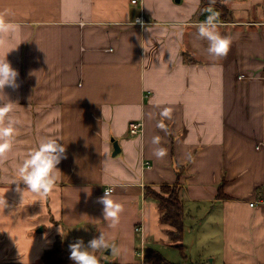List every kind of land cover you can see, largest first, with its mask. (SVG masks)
<instances>
[{"label": "crops", "instance_id": "obj_1", "mask_svg": "<svg viewBox=\"0 0 264 264\" xmlns=\"http://www.w3.org/2000/svg\"><path fill=\"white\" fill-rule=\"evenodd\" d=\"M217 1L232 14L217 21L231 40L225 57L198 36L213 8L202 0H0L19 25L0 48L4 57L17 46L6 59L19 73V87L4 89L19 123L0 162V264H44L57 238L69 250L101 232L116 252L97 253L100 264L137 263V223L146 247L169 242L144 189L175 183L182 242L205 245L208 264H264V0ZM136 120L140 135L129 132ZM45 136L66 147L56 188L21 197L17 165ZM107 186L123 206L114 227L96 202Z\"/></svg>", "mask_w": 264, "mask_h": 264}, {"label": "clouds", "instance_id": "obj_2", "mask_svg": "<svg viewBox=\"0 0 264 264\" xmlns=\"http://www.w3.org/2000/svg\"><path fill=\"white\" fill-rule=\"evenodd\" d=\"M215 3V0H210V4ZM211 13L206 20L197 25L198 36L201 39L208 41L207 52L215 57H225L230 50L231 40L228 37L222 36L218 32L217 21L219 13L213 12L212 8L207 9ZM4 13H0V48L9 42L8 37L14 35L19 30V25L12 24L4 19ZM135 23H143L136 20ZM17 48H10L7 54ZM0 57V162L8 158V154L12 151L14 136L17 133L18 120L11 115L14 112V106L17 105L11 101L5 94V87L17 89L18 71L6 59V56ZM163 116H169L168 110L162 113ZM163 128V124L158 125ZM160 137L153 138L154 144H159ZM154 155L157 158H163L166 155V150L158 148ZM66 147L57 139L50 136L42 137L39 141L38 147L31 150L27 156L18 163L16 173L18 179H13L12 183L17 184L16 191L21 194L25 192L31 193L41 200L46 199L56 188L57 173L60 170L57 165L62 159H66ZM26 185L25 189L19 187V182ZM5 192H0V208L8 207L5 198ZM97 203L103 205V217L106 221H110V226L114 227L119 222L120 214L123 212V206L112 198L110 190H106L101 197L96 200ZM69 259L74 264H100L101 258L97 253L111 250L116 252L114 245H110L101 232L98 237H93L85 244L83 239H76L68 245Z\"/></svg>", "mask_w": 264, "mask_h": 264}, {"label": "trees", "instance_id": "obj_3", "mask_svg": "<svg viewBox=\"0 0 264 264\" xmlns=\"http://www.w3.org/2000/svg\"><path fill=\"white\" fill-rule=\"evenodd\" d=\"M204 4H209L210 0H202ZM213 4V12L219 13V18H231L230 9L223 5V3L215 0ZM208 8L203 9V13L210 15ZM208 16H206L207 18ZM179 176L180 171L177 170ZM223 184V181H222ZM221 188V184L219 186ZM179 186L175 184H161L158 188L146 186L144 189V196L157 201L159 209V220L168 225L166 234L168 240L173 245L177 246L182 257H186L184 246L182 245L184 233V208L182 199L180 197ZM70 252L61 246L60 238H57L54 245L44 251L42 254V262L44 264H74L69 259ZM146 258L148 264H179L165 258L157 249L147 247ZM102 264H138V263H118L105 262Z\"/></svg>", "mask_w": 264, "mask_h": 264}, {"label": "rangeland", "instance_id": "obj_4", "mask_svg": "<svg viewBox=\"0 0 264 264\" xmlns=\"http://www.w3.org/2000/svg\"><path fill=\"white\" fill-rule=\"evenodd\" d=\"M196 239H192L190 244H186L184 241L182 244L186 247V257L182 258L180 249L165 240H159L155 243L153 248L157 249L165 258L170 261H184L186 264H208L210 256L206 254L205 245L199 246V243L195 242Z\"/></svg>", "mask_w": 264, "mask_h": 264}, {"label": "built area", "instance_id": "obj_5", "mask_svg": "<svg viewBox=\"0 0 264 264\" xmlns=\"http://www.w3.org/2000/svg\"><path fill=\"white\" fill-rule=\"evenodd\" d=\"M130 2L132 4H137L140 2V0H130ZM136 20H140L143 22L142 24L138 23L140 25H143L146 23V20L142 14H139L138 16H136L135 21ZM142 130H143V128H142V122L141 121L136 120V121H132L129 123V132L131 134L140 135L142 133ZM105 189L110 190L111 192L113 190L112 186H107ZM105 189H104V192H105ZM250 204L252 205L253 203H250ZM134 230L139 233V245L135 249V254L137 256V263L138 264H148L147 258H146V249H147L146 239L144 236V229L142 226V222H139L136 225H134Z\"/></svg>", "mask_w": 264, "mask_h": 264}, {"label": "water", "instance_id": "obj_6", "mask_svg": "<svg viewBox=\"0 0 264 264\" xmlns=\"http://www.w3.org/2000/svg\"><path fill=\"white\" fill-rule=\"evenodd\" d=\"M112 141H113V147H114L112 154H116L119 151L118 142L116 140H112Z\"/></svg>", "mask_w": 264, "mask_h": 264}]
</instances>
